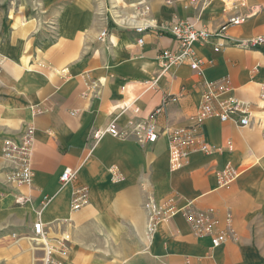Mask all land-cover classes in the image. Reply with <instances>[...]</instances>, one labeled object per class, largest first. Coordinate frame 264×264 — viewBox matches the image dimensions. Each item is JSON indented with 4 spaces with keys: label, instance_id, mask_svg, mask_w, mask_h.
<instances>
[{
    "label": "crops",
    "instance_id": "crops-1",
    "mask_svg": "<svg viewBox=\"0 0 264 264\" xmlns=\"http://www.w3.org/2000/svg\"><path fill=\"white\" fill-rule=\"evenodd\" d=\"M242 1L62 0L43 8L38 21L19 14L0 22V264H264V140L257 123L264 120L257 110L264 49L236 43L264 36V0ZM235 14L245 20L227 27L218 51L215 38L195 44L202 73L186 63L161 70V50L178 45L167 29L172 19L214 31ZM136 26L146 28L137 33ZM224 77L228 86L218 98L250 102L251 123L206 119L202 138L221 150L189 151L172 168L169 132L193 123L204 81ZM153 80L156 89L146 90ZM171 96L177 100L162 104ZM161 104L150 119L161 131L153 143L102 132L112 118L119 127L149 119ZM27 126L34 128L32 183L8 182L2 139ZM227 164L237 174L218 186L217 172ZM66 168L76 176L63 182ZM79 187L87 194L73 210ZM170 196L213 208L221 228L229 214L232 235L212 246L175 214L149 238L142 204ZM37 220L53 262L45 263L44 248L31 238Z\"/></svg>",
    "mask_w": 264,
    "mask_h": 264
},
{
    "label": "built area",
    "instance_id": "built-area-1",
    "mask_svg": "<svg viewBox=\"0 0 264 264\" xmlns=\"http://www.w3.org/2000/svg\"><path fill=\"white\" fill-rule=\"evenodd\" d=\"M243 3L242 0H236ZM245 17L235 14L221 24L216 30L211 31L206 28H197L191 22L174 18L168 25L167 29L170 35L177 41L175 49L165 48L161 50L158 56L159 65L162 71H166L173 65L186 63L189 67L198 72L203 71V58L200 57L196 50L195 44L207 43L211 39H217L213 49L218 51L225 42V30L229 25L240 24ZM145 26H136L135 31L141 33ZM106 36V30L100 32V37ZM138 42L142 39L139 37ZM221 41V42H220ZM238 45L251 47L254 49H264V36H255L249 39L236 42ZM156 81L153 80L146 90H155ZM228 86V79L205 80L204 88L201 93L200 106L194 115L192 124L185 127L173 128L168 134V146L170 149V164L172 168H179L182 165L183 157L192 150H198L202 153L209 154L214 150L220 151V147H215L203 140V125L206 119L218 117L221 121H233L238 125L246 126L252 121V115L255 111L248 101L237 98L219 99L218 95ZM261 104L257 110H264V81L260 85L258 94ZM176 101V96L165 98L162 104L168 101ZM156 107L150 114V118L144 121H130L123 127H119L112 118L103 133H109L122 139H131L140 143H153L157 140L159 129L150 119L155 117L163 105ZM138 111V108H135ZM260 125L262 137L264 140V120H257ZM34 143V128L27 126L18 137H5L2 139L1 154L3 159L8 163L7 181L17 184L30 185L33 180V170L31 166V152ZM226 144L229 146L230 141ZM237 171L231 164L225 165L223 169L217 172L218 186L229 184L236 176ZM76 172L66 168L60 175V180L68 182L74 179ZM87 194L86 187H79L75 191L71 208L73 210L81 207ZM17 202H22L23 197L19 196ZM182 202V205L178 203ZM143 208L147 211V236L150 238L154 233L157 225L168 220L175 214H180L188 223L191 231L198 237H208L212 246L223 243L232 235V229L229 225L230 215L227 217L226 228L219 227V219L214 215L213 208L198 209L192 207L191 201L183 200L179 196H170L160 201L150 197L143 202ZM32 240L35 245L41 244L45 250V263L53 262L51 259V248L47 245L45 231L40 220L33 223Z\"/></svg>",
    "mask_w": 264,
    "mask_h": 264
},
{
    "label": "rangeland",
    "instance_id": "rangeland-1",
    "mask_svg": "<svg viewBox=\"0 0 264 264\" xmlns=\"http://www.w3.org/2000/svg\"><path fill=\"white\" fill-rule=\"evenodd\" d=\"M59 1L62 0H0V22L15 16L19 17V14L24 16L27 14V17L34 15L38 21L45 15L43 8Z\"/></svg>",
    "mask_w": 264,
    "mask_h": 264
}]
</instances>
